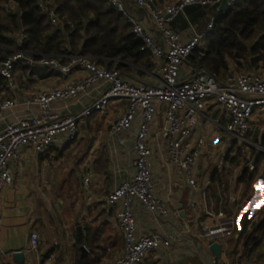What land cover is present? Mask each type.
I'll use <instances>...</instances> for the list:
<instances>
[{"label":"built area","instance_id":"2783aa9c","mask_svg":"<svg viewBox=\"0 0 264 264\" xmlns=\"http://www.w3.org/2000/svg\"><path fill=\"white\" fill-rule=\"evenodd\" d=\"M111 1L125 11L122 0ZM134 1L147 11L161 34V38H157L143 21L129 16L133 31L142 39L141 49L159 61L157 71L151 74V81L130 79L118 66L100 64L86 53L35 56L22 47L27 37L24 30L15 35L19 47L0 62V74L7 79L9 86L16 85L19 64L45 66L64 74L77 69L84 71L80 78L65 86L43 89L23 99L7 95L0 97V194L14 182L11 164L21 156L23 148L31 147L44 153L64 134L69 140H75L83 117L104 110L114 99L127 102L125 112L110 125L111 132L117 136L133 132L135 148L131 176L107 194L109 206L120 204L117 221L124 238V248L114 264H144L149 253L171 246L176 239L171 232H140L135 211L136 201L157 217L167 220L174 211L172 200L158 193L154 173L155 149L151 138L159 112L165 116L161 134L166 149L161 147L158 154L183 173L194 187L198 186L197 164L208 148L219 155L222 164L230 156L240 154L251 170L258 168L257 156L264 154V133L261 131L255 135L254 122L258 112L264 111V72L230 70L220 76L194 62L187 72L183 68L197 48L205 47L206 37L218 14L237 0H229L225 9H221L224 0H171L162 4L155 0ZM193 5L218 6V12L202 30L186 36L172 23ZM41 6L54 25L62 23L55 6L45 0ZM5 8L10 11L13 8L11 2H7ZM94 91L99 95L90 104L78 113L72 111V106ZM214 108L221 111V117L214 116ZM11 115L15 119H10ZM202 121L214 124L212 136H195ZM90 180L89 175L84 178L86 184ZM263 218L264 207L251 216V225ZM237 227L235 214L221 209L204 235L212 237L211 244L214 240L233 236ZM39 238L38 231L33 230L30 234L32 248L38 246ZM0 264L6 263L0 259ZM210 264L221 263L213 257Z\"/></svg>","mask_w":264,"mask_h":264},{"label":"crops","instance_id":"0c3cea01","mask_svg":"<svg viewBox=\"0 0 264 264\" xmlns=\"http://www.w3.org/2000/svg\"><path fill=\"white\" fill-rule=\"evenodd\" d=\"M122 1L128 16L143 21L157 38H161L144 8L134 0ZM168 1L171 0H155L157 4ZM11 5L18 10L17 3L12 1ZM175 28L186 36L203 29L194 24ZM149 56L151 66L146 76L141 75L137 69L140 67L133 63L130 65L134 68L122 71L130 79L151 81L159 61L150 53ZM190 64L185 63L184 72L190 70ZM37 67L46 69L38 70ZM83 74L81 69L64 74L45 66L19 64L16 85L9 86L6 79L0 97L23 99L43 89L65 86ZM98 95L99 92L94 91L72 106V111L80 112ZM126 107L125 100L114 99L104 110L80 120L75 140H69L64 134L44 153L25 147L21 156L12 161L14 182L0 194V259L3 262L76 264L80 258H87L88 264H114L124 248V238L117 221L120 204L109 206L107 194L131 176L135 148L133 132L117 136L111 132L110 125ZM213 113L221 117L219 109L214 108ZM10 119L15 116L11 115ZM254 122L255 135L264 133V111L258 112ZM164 124L165 116L161 111L151 143L155 149L157 191L172 200L173 215L168 220L157 217L137 201L135 211L140 232H171L176 239L171 246L149 253L144 264H210L213 257L221 264H257L259 257L264 256V227H261L264 218L251 225V216L264 207L263 153L257 156L258 168L251 170L240 154L230 156L222 164L219 155L208 148L197 164L198 186L194 187L183 173L158 154L161 147L166 149L161 134ZM214 130V124L202 121L195 136H212ZM87 175L91 177L89 184L84 181ZM221 209L235 214L238 227L233 236L220 239L222 253L217 256L210 248L212 237L204 234L210 230ZM80 224L83 228L78 232ZM33 230L40 236L35 248L30 242ZM252 234L258 238L257 244L248 243ZM83 245L88 248L86 254H83ZM18 249L25 252L23 262L15 256Z\"/></svg>","mask_w":264,"mask_h":264},{"label":"trees","instance_id":"16d2710c","mask_svg":"<svg viewBox=\"0 0 264 264\" xmlns=\"http://www.w3.org/2000/svg\"><path fill=\"white\" fill-rule=\"evenodd\" d=\"M12 1L17 3L18 10L6 11L5 4ZM42 1L0 0V62L19 47L15 35L21 30L27 36L22 47L35 56L86 53L100 64L126 70L130 63H138L149 55L141 49L142 39L133 31L127 12L111 0H45L56 7L62 18L60 25L51 22L43 11ZM210 10L218 11V6H188L172 25L194 24L204 28ZM254 36L255 42L248 46L246 42ZM245 48L252 59L248 58ZM243 59H247L249 65L264 60V0H237L219 13L206 37L205 47L197 48L190 57L195 64L220 76L232 70L231 60L242 66ZM5 82L6 78L0 74V89ZM261 224L264 227V221ZM248 243L257 244L258 238L252 234ZM88 263L87 258L76 262Z\"/></svg>","mask_w":264,"mask_h":264},{"label":"rangeland","instance_id":"374dc122","mask_svg":"<svg viewBox=\"0 0 264 264\" xmlns=\"http://www.w3.org/2000/svg\"><path fill=\"white\" fill-rule=\"evenodd\" d=\"M218 11L217 10H210V16H209V18H208V21L206 22L207 24L210 22V20H211V17L213 16V15H216V13H217ZM204 24V25H207V24ZM255 38H256V36H254V37H252V38H250V40H248L247 42H246V44L248 45V46H250L251 44H253L254 42H255ZM241 49V48H240ZM245 52H246V54L248 55V58H250V59H252L253 57H252V54L251 53H249L250 51L249 50H247L246 48L245 49H243ZM243 52V51H242ZM244 52V53H245ZM149 63H151V60H150V56L148 55V56H146L144 59H142L141 61H139L138 63H133V66H134V64H136L137 66H139L140 68H137L138 69V71H139V73L141 74V75H143V76H146L147 75V71L146 70H150V64ZM188 63H192V61L190 60V61H188ZM189 65V64H188ZM132 65H130V67H129V69H126V71H128V70H131L130 68L131 67H133ZM35 67V66H34ZM230 67H231V69L232 70H244V69H246V70H256V71H262V72H264V60L263 59H261V60H259V61H257V62H255V63H253V64H251V65H249L248 64V62H247V59H243V65L242 66H239L235 61H233V60H231V64H230ZM42 68V70L43 69H46V68H44V67H37V69L39 70V69H41ZM134 68V67H133ZM136 68V67H135ZM44 71V70H43ZM102 117V115H100V118ZM264 155V154H263ZM182 181H184V179H182ZM256 263L257 264H264V256H260L259 257V260L258 261H256Z\"/></svg>","mask_w":264,"mask_h":264},{"label":"water","instance_id":"95a60500","mask_svg":"<svg viewBox=\"0 0 264 264\" xmlns=\"http://www.w3.org/2000/svg\"><path fill=\"white\" fill-rule=\"evenodd\" d=\"M229 0H224L223 3L221 4V9H225L228 5ZM184 213V212H182ZM83 226L80 224L78 225L77 229L78 232L82 231ZM210 248L216 253L217 256H221L222 253V246L220 241L218 240H214L211 244H210ZM88 248L86 247V245L82 246V251L83 254H86ZM15 256L17 258L18 261L23 262L24 261V257H25V252L22 249H18L15 252Z\"/></svg>","mask_w":264,"mask_h":264}]
</instances>
